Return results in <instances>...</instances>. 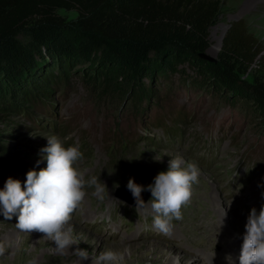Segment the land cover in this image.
<instances>
[{
  "label": "rangeland",
  "instance_id": "374dc122",
  "mask_svg": "<svg viewBox=\"0 0 264 264\" xmlns=\"http://www.w3.org/2000/svg\"><path fill=\"white\" fill-rule=\"evenodd\" d=\"M56 15L69 23L77 12L59 9ZM237 20L244 21L264 49V0H220L208 28V47L199 54L203 71L217 63L223 36ZM61 61H41L43 79L25 93L11 88L0 93V189L9 177L23 185L29 170L46 167V161L37 164L40 149L47 145L46 137L55 135L64 147L76 146L83 153L79 167L87 170L85 180L96 176L107 187L102 200L94 188L85 187L86 196L69 226L101 238L102 246L117 248L124 257L121 264L156 261L148 252L154 242L175 248L174 256L189 260L185 264H228L223 256L240 249L250 210L264 205V187L258 186L264 185V116L244 99L216 89L193 64L123 90L122 81L115 88L102 80L98 54L79 62ZM108 68L112 75L113 63ZM253 77L264 81V60L239 79L250 83ZM165 154H179L200 169L199 182L181 209L182 219L172 221L170 234L153 227L150 203L137 212L117 196L129 178L146 187L166 171L171 157ZM161 157L162 162L154 160ZM150 199L151 193L144 201ZM229 221L234 224L231 233L224 228ZM16 222L15 216L7 220L0 214V241L9 244L0 264L4 257L13 264L16 253L51 254L54 242L42 233L18 231ZM234 233L237 240H232ZM77 240L73 252L77 247L87 250L88 260L99 255L91 241Z\"/></svg>",
  "mask_w": 264,
  "mask_h": 264
},
{
  "label": "trees",
  "instance_id": "16d2710c",
  "mask_svg": "<svg viewBox=\"0 0 264 264\" xmlns=\"http://www.w3.org/2000/svg\"><path fill=\"white\" fill-rule=\"evenodd\" d=\"M219 8L220 0H0V93L34 87L46 70L41 61L79 62L98 54L102 80L112 87L122 81L119 88L133 89L145 78L193 64L216 89L264 116V81L239 79L264 60L244 21L230 24L217 63L202 70L199 54L208 47ZM59 9L75 10V20L65 23ZM111 63L114 73L108 75Z\"/></svg>",
  "mask_w": 264,
  "mask_h": 264
},
{
  "label": "clouds",
  "instance_id": "9594fccd",
  "mask_svg": "<svg viewBox=\"0 0 264 264\" xmlns=\"http://www.w3.org/2000/svg\"><path fill=\"white\" fill-rule=\"evenodd\" d=\"M46 138L47 145L40 149L41 160L37 161L38 165L46 161V167L39 171L29 170L23 185L19 179L9 177L6 180L0 189V214L7 220L15 216L18 231L29 235L42 233L43 238L54 242L57 252L67 254L73 245L79 244L69 223L86 196L85 187L94 188V194L101 200L107 187L96 176L85 180L87 170L79 167L83 153L78 147H64L55 135ZM170 157L167 170L158 172L151 184L145 187L129 178L126 186L137 212L150 203L153 227L163 234L171 233L173 220L182 219L181 209L190 200L192 187L199 182L200 176L197 164L187 162L179 154ZM154 160L162 162V157ZM144 191L151 193L147 203L141 195ZM261 196L264 198V192ZM223 216H226L225 211ZM244 228L239 264H264V205L259 211L255 207L250 210ZM8 247L7 241H0V256L6 254ZM71 252L80 262L90 256L87 250L79 247ZM214 256L215 252L212 258ZM123 259V255L114 250H102L98 256L92 255V264H121ZM226 260L228 264H235L231 255L226 256Z\"/></svg>",
  "mask_w": 264,
  "mask_h": 264
},
{
  "label": "bare ground",
  "instance_id": "6f19581e",
  "mask_svg": "<svg viewBox=\"0 0 264 264\" xmlns=\"http://www.w3.org/2000/svg\"><path fill=\"white\" fill-rule=\"evenodd\" d=\"M213 202L217 205V202L214 201V199H213ZM215 209H216V207H215ZM224 222H227V221H224ZM73 226L74 225H72L70 227L73 228L74 237L76 239H78L79 237H82L87 241H91L89 246L92 248L94 247L96 250H99V253L102 250H114V251L117 250V248L112 249L110 247H105L104 245L102 246L101 245V243H102L101 238H99L97 236L92 237L91 235H88L87 233L85 234L84 232L78 230L76 228V226H74V227ZM224 228H225L226 232L231 233L234 231V224L232 222H230L228 225L224 226ZM226 235H228V234H226ZM232 237H233L232 240H237V236L235 235V233L232 234ZM98 240H100V241H98ZM154 243L156 245H154V246L150 245V247H148V252L150 253V255H154L155 257H157V259H156V261H150V264H185V263H187V261H189L186 259L185 256H179V257L174 256L173 251H175V248H172V247L169 248V247H167L164 244H161L159 242H154ZM47 248H49V246ZM50 248H51V254L40 253V252H31V253H24L23 252V253H21V255H19L18 253H16L13 264H92L91 259L90 260H84V261L80 262L78 260V258L72 254V252H71L72 248L70 249V251H68L67 254H61V253L57 252L55 250V245L50 246ZM232 252L234 253V254L231 253V255L233 254V259L237 260L239 257L240 249L232 250ZM6 255H7V253H6ZM226 256H228V253L226 255H224L223 257L225 258ZM38 258H40V260ZM9 260L7 257H4V259L1 260V264H12V263H8ZM225 262H222L219 264H223Z\"/></svg>",
  "mask_w": 264,
  "mask_h": 264
},
{
  "label": "water",
  "instance_id": "95a60500",
  "mask_svg": "<svg viewBox=\"0 0 264 264\" xmlns=\"http://www.w3.org/2000/svg\"><path fill=\"white\" fill-rule=\"evenodd\" d=\"M118 191H119V193H117L118 197L122 198L124 201H126L130 204L135 205L134 198H133L131 192L127 189L126 185H121L119 187ZM149 195H150L149 191L142 194L143 200H145Z\"/></svg>",
  "mask_w": 264,
  "mask_h": 264
}]
</instances>
